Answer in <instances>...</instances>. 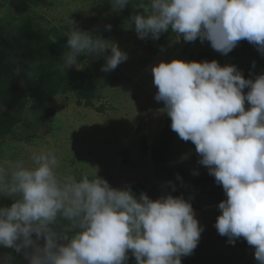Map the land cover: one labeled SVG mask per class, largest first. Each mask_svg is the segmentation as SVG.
<instances>
[{
    "label": "clouds",
    "instance_id": "obj_1",
    "mask_svg": "<svg viewBox=\"0 0 264 264\" xmlns=\"http://www.w3.org/2000/svg\"><path fill=\"white\" fill-rule=\"evenodd\" d=\"M109 2L114 11L130 3L141 10L131 17L141 39L171 29L187 42L208 40L225 55L241 40L264 54V0ZM67 24L63 69L108 49L101 71L127 59L115 43L71 18ZM152 72L155 98L164 102L172 130L195 145L226 193L218 204V233L233 244L244 237L264 264V74L246 79L235 65L181 59L162 61ZM59 165L51 149L33 151L30 162L0 160V197L13 201L0 206V247L22 254L27 264H127L129 251L136 264H181L197 247L203 228L182 196L151 199L141 192L137 198L130 187H112L97 173L61 175ZM0 264H13L11 254L0 256Z\"/></svg>",
    "mask_w": 264,
    "mask_h": 264
},
{
    "label": "rangeland",
    "instance_id": "obj_2",
    "mask_svg": "<svg viewBox=\"0 0 264 264\" xmlns=\"http://www.w3.org/2000/svg\"><path fill=\"white\" fill-rule=\"evenodd\" d=\"M31 7L36 24L46 28L68 25L71 13L93 18L100 26L120 12L112 9L109 0H46L45 4H31ZM13 11L9 9V13ZM127 31L121 36L111 35L105 39L127 54V59L114 70L101 71L106 56L111 54L110 49L98 58L91 54L79 57L78 66H73L92 73L99 87L94 106H80L73 93H65L56 95L48 103L54 112L47 117L32 111L30 106L25 107L20 113L23 121L16 126L14 135L1 141L0 160L30 162L33 151L51 149L60 161L58 172L61 175L71 174L77 178L88 174L91 178L97 173L115 188L140 183L151 199L167 195L162 168L155 166L150 155L140 148L141 134L151 144L168 116L164 102L155 98L158 88L154 84L153 67L173 59L203 62L200 53L209 52L217 56L218 63L228 58L232 60H228L227 65H235L237 69L241 65L247 70L251 67L252 54H264L257 47L244 49L249 46L247 40L238 42L225 55L214 50L208 40L202 42L198 37L187 42L171 29L161 33L158 39L139 38L131 25ZM152 45L158 47L154 49ZM235 55L238 58H234ZM248 91L249 88L243 90L245 94ZM4 108L0 102V112ZM173 154L169 167L182 166L195 177L204 171L211 175L200 163L201 157L196 150L181 145ZM7 199L13 202L11 198ZM185 200L195 206L194 215L203 231L193 253L182 256L181 263L253 264L254 246L247 243L244 248H230L227 240L218 233L215 224L221 210L210 197L192 195ZM7 253H10L7 248L0 247V256ZM11 256L13 264H17L16 256Z\"/></svg>",
    "mask_w": 264,
    "mask_h": 264
},
{
    "label": "trees",
    "instance_id": "obj_3",
    "mask_svg": "<svg viewBox=\"0 0 264 264\" xmlns=\"http://www.w3.org/2000/svg\"><path fill=\"white\" fill-rule=\"evenodd\" d=\"M45 3L46 0L34 2L31 0H0V102L5 106L0 112V144L6 137L14 135L16 126L23 121L20 113L27 106H30L32 111L47 117L54 112L48 107V103L58 94L73 93L76 103L86 107H93V101L98 97L99 87L94 82L92 73L73 66L62 68V56L68 50L65 35L69 31L68 25L60 28L56 26L46 28L43 24L41 26L36 24L31 4ZM11 8L14 10L13 13H9ZM139 11L141 10L134 8L130 3L120 10L118 15L100 26L96 25L93 18L83 14L71 13L70 18L81 30L92 32L106 39L111 35L121 36L127 33V27L130 25L135 29L131 17ZM109 24L111 30L106 28ZM248 45L244 49L256 48V45L252 43L248 42ZM151 47L155 49L158 46L152 45ZM82 57L85 56H80ZM199 57L203 61L217 60V56L209 52H202ZM234 58H238V55ZM228 60L232 59H222L219 64L227 65ZM250 60H252L250 68L244 70L240 65L238 70L246 79L254 80L258 75L264 74V55L254 53ZM249 107L250 105L245 101V108ZM181 145L196 150L191 141L180 139L172 130L169 116L166 117L164 126L151 144H148L145 135L141 134L140 148L150 155L155 166L162 168L163 181L168 189L167 195L182 196L184 199L192 195L208 196L218 206L222 200L226 199V194L222 186L207 171L195 177L191 176L182 166L169 167L168 162L173 157L174 150ZM126 187H130L137 198L144 190V186L140 183H133ZM11 203L7 198L0 197V206H10ZM192 207L195 208L193 204ZM223 237L229 243L230 248L240 249L247 246L244 237L236 238L234 244L229 242L227 236ZM40 243L43 244V240ZM7 250L16 256L17 264H27L22 255L15 253L13 249L7 248ZM254 252L255 249L251 254V261L253 264H259ZM128 257L127 264H136L134 256L128 253ZM181 264H190V262Z\"/></svg>",
    "mask_w": 264,
    "mask_h": 264
}]
</instances>
